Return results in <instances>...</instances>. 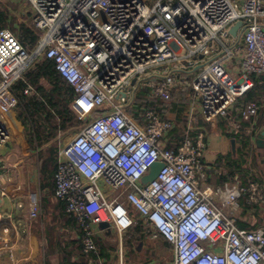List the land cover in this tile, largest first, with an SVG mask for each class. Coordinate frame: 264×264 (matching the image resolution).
<instances>
[{
  "label": "built area",
  "instance_id": "1",
  "mask_svg": "<svg viewBox=\"0 0 264 264\" xmlns=\"http://www.w3.org/2000/svg\"><path fill=\"white\" fill-rule=\"evenodd\" d=\"M25 1L39 40L30 51L0 30V113L18 106L13 86L39 60L53 62L73 88L71 108L84 123L67 141L56 139L54 198L75 218L82 252L96 254L99 224L121 238L140 221L170 244L172 264H264V229L242 230L235 219L243 193L248 206L264 201L260 183L213 192L203 131L169 148L172 120L142 110L139 121L129 112L140 89L163 101L183 93L205 122L224 118L233 132L244 122L250 134L262 105L247 103L239 120L230 110L254 86L252 75L264 86V0ZM10 138L0 120V154ZM156 162L158 176L141 184ZM39 215L32 196L28 217Z\"/></svg>",
  "mask_w": 264,
  "mask_h": 264
},
{
  "label": "crops",
  "instance_id": "2",
  "mask_svg": "<svg viewBox=\"0 0 264 264\" xmlns=\"http://www.w3.org/2000/svg\"><path fill=\"white\" fill-rule=\"evenodd\" d=\"M27 5L29 7L28 3ZM30 13L32 17L31 10ZM234 40L235 37H232L230 41ZM252 78L260 80L254 75ZM259 85L261 87H255L253 91L251 90L252 92L250 91L254 100L252 97L247 98V92L230 110L231 118L239 120L240 112L247 103L258 102L262 105L250 134L248 133L249 126L244 122L240 130L235 132L229 130L227 120L224 118H218L211 123L205 122L199 109L191 113L189 97L186 95L183 96L188 104L185 120L180 122L175 115L169 112L160 115L173 122V128L165 138V145L169 148H175L187 135L194 136L200 131L205 133L207 144L205 165L208 175L206 186L213 192L226 185L246 188L249 180H255L262 186L264 194V138L262 146L257 145L258 138L264 130V86ZM173 94L179 95L178 93ZM17 110L16 107L0 118L11 134L10 141L0 154L2 185L0 190L4 200L0 205V264H78L84 253L80 244V229L75 218L66 216L62 210L55 211L49 216H42L38 192L28 194L23 192L25 188L22 185L24 180L21 175L23 167L26 170V166L30 164L27 163L28 159L32 155H38L45 145L36 149L30 148L27 134H23L18 125L20 121L17 118ZM177 127L180 133H172ZM244 139H248L249 151L243 165V172L239 173L231 168L229 163L230 159L237 158L242 148L241 141ZM232 141H234V150ZM15 162L18 164L13 165ZM30 166L33 177L27 180L28 189L29 185L37 184L39 187L35 165L30 164ZM32 196H35L40 203V215L34 220L28 217ZM246 198V194L243 193L238 200L239 209L235 213L238 228L242 230L264 229V201L255 206H248ZM45 225L48 226L47 233ZM50 226L52 231L49 229ZM99 230L98 228L96 234L97 252L94 259H86L87 264L173 263L170 244L161 238H153L140 221L127 230L121 238L115 232L106 234L105 231Z\"/></svg>",
  "mask_w": 264,
  "mask_h": 264
},
{
  "label": "trees",
  "instance_id": "3",
  "mask_svg": "<svg viewBox=\"0 0 264 264\" xmlns=\"http://www.w3.org/2000/svg\"><path fill=\"white\" fill-rule=\"evenodd\" d=\"M9 20L7 11L0 7V30L11 28L19 42L28 50H33L37 45L39 35L26 24L21 23L16 28V25L10 23ZM259 81L254 79L252 91L255 87H261ZM28 86L34 90L32 95L23 94V90ZM13 92L19 100L17 118L24 126L30 148L36 149L45 145L37 155L40 166L39 191L41 193L42 216H49L58 210H62L66 216H72L66 214L64 204L54 198V174L57 167L58 150L56 137L84 123L71 108L75 96L74 90L59 75L53 62L42 59L32 64L25 71L22 79L13 86ZM251 92L247 93L249 99L252 97ZM148 94L147 89L138 90L135 95L134 107L129 109L132 116L139 121H141L139 115L142 110L154 111L159 116L169 112L171 115H175L180 122L185 120L188 104L187 99L183 98V93H179L177 96L173 94L169 101L151 99ZM252 100H254L253 97ZM26 120L30 122L31 128L26 126ZM172 133H180L179 127L175 128ZM241 147L237 158L235 160L230 159L229 163V166L239 173L243 172V165L249 151L248 139L241 141ZM129 210L131 216L136 219L137 214L130 208ZM47 227L45 225V232ZM49 229L52 231L51 226ZM90 258L94 259V254H83L78 264H87L86 259Z\"/></svg>",
  "mask_w": 264,
  "mask_h": 264
},
{
  "label": "rangeland",
  "instance_id": "4",
  "mask_svg": "<svg viewBox=\"0 0 264 264\" xmlns=\"http://www.w3.org/2000/svg\"><path fill=\"white\" fill-rule=\"evenodd\" d=\"M0 7L7 11V15L10 18V20H9L10 23L16 25V28H18L21 23H24L27 26H30V21H31L30 10L32 11V9L29 6L30 7V10H29V7H28V5H27L25 0H0ZM8 29L11 30V28H8ZM3 115H4L3 113H0V118H2ZM18 125H19L20 130L22 131V133L26 134V131L24 130V126L22 125L21 121L19 122ZM26 126L28 128H31L30 122H28V120H26ZM80 126L74 127L71 130H69V131H67L65 133H62L61 142H64V141H67L68 139H70L77 132V130L80 128ZM36 156L37 155H32V157H30L28 159L27 163L35 165L34 168L37 171V172H35V174H36V177H37V180H38L39 179L38 176H39V167L40 166L38 164L39 163V159H37ZM16 162L13 165L18 164ZM30 164L28 166H26L27 167L26 170L23 167V172H21V175H23V180H24L22 185H24L23 188L25 187L23 192L25 194H28L29 192H31V193L32 192H36V193L38 192V196H40V200H41V193L39 191V187L37 186V184L35 186L29 185V189L26 187L27 180H29V179L31 180V178L33 177L32 169L30 168L31 167ZM13 165H11L12 169H13ZM13 170H15V169H13ZM15 179H17V176H15ZM112 233H113V231H112Z\"/></svg>",
  "mask_w": 264,
  "mask_h": 264
},
{
  "label": "water",
  "instance_id": "5",
  "mask_svg": "<svg viewBox=\"0 0 264 264\" xmlns=\"http://www.w3.org/2000/svg\"><path fill=\"white\" fill-rule=\"evenodd\" d=\"M241 26V23H237L236 25L232 26L229 30V34L232 36V37H236L237 36V32H238V29L240 28ZM263 138H264V130L263 132L260 134L259 138H258V141H257V145L259 146H262V141H263ZM232 146H233V150H234V141H232ZM163 167V163L161 162H156L155 164H153L151 167H150V170L148 172L147 175H145L142 179H141V184L145 185L147 183H150L152 182L159 174V171L162 169ZM2 195L0 193V205L2 204ZM99 229L100 230H104L106 232V234H110L111 233V230L108 228V224L107 223H101L99 224Z\"/></svg>",
  "mask_w": 264,
  "mask_h": 264
}]
</instances>
